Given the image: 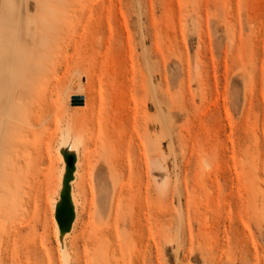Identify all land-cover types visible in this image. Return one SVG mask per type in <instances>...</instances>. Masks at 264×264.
<instances>
[{
  "label": "rangeland",
  "instance_id": "rangeland-1",
  "mask_svg": "<svg viewBox=\"0 0 264 264\" xmlns=\"http://www.w3.org/2000/svg\"><path fill=\"white\" fill-rule=\"evenodd\" d=\"M26 1L15 0L22 21ZM54 3L63 28L94 35L93 50L116 67L114 78H102L115 90L119 77L128 90L131 65L145 51L164 110L150 103L145 155L137 150L131 167L123 165L118 145L81 127L78 219L66 252L53 220L66 114L43 121L48 104L40 101L38 82L26 86L19 100L3 99L0 264H264V0H140L145 50L138 2ZM8 6L0 0V10ZM58 49L57 42L46 46L50 53ZM33 51L30 43L28 59ZM76 97H83L79 109L85 108L84 96L72 95L71 109ZM154 143L161 149L151 158L147 149Z\"/></svg>",
  "mask_w": 264,
  "mask_h": 264
},
{
  "label": "bare ground",
  "instance_id": "bare-ground-1",
  "mask_svg": "<svg viewBox=\"0 0 264 264\" xmlns=\"http://www.w3.org/2000/svg\"><path fill=\"white\" fill-rule=\"evenodd\" d=\"M7 1L9 6L0 10V103L5 98L8 101L9 99L19 100V95L24 88L26 89L30 86V83L35 85L36 82H38L43 85L44 89V93L40 96V101H46L48 104V107L43 109L41 113V118L44 119L43 121L45 122L51 114H54L56 119H58V115H62L63 112L66 114L63 119L66 121V126L65 128H60L62 140L59 150L64 163L60 175L59 193L54 200L53 220L56 227L57 237L62 243L64 250L67 252L66 240L73 232L78 219L79 195L77 186L83 162L78 143V134L80 133L81 127L84 125V127L96 129L98 136L103 137L105 143H108L109 145H118V147H120V155L123 165L127 164L130 167L135 166L132 162V158L137 159V150L144 155L146 151L143 143V136L146 135L147 131H149V127H151L152 118H149L151 113L148 116L150 103H154L158 111L161 113L164 110L163 104L157 94L156 86L154 84L153 72L149 60L150 58H148L145 51L142 55H137L138 60L136 67L131 65L126 85L128 90H126L124 88L125 86L121 84V77H119L118 82H114L113 84L116 88L115 90L108 81H102L105 74L108 77L114 78V70H116L114 64L112 66V64L107 62L109 60L107 55L100 56L93 50L94 35H91V32H71L59 24V16L54 14L55 11L53 12V9H55V0H34L36 6L35 13H32L31 11L33 4L30 0H27L25 21H22L21 10L15 0ZM134 1L138 2L136 12L139 18L137 29L140 28L139 43L145 50V28L142 23L143 16L140 0ZM126 29L128 30L127 26ZM127 37L128 41H130V36L128 35ZM101 38L104 39L103 36ZM107 39L109 40L110 36H108ZM53 42L60 44V49L51 53L47 52L46 46ZM30 43L33 44L34 53L33 56L28 59L26 57V51ZM20 45H22V47H20ZM129 57L131 59L132 55ZM22 76L25 77L24 82L19 83L18 80L22 79ZM84 78H86V80H84ZM26 83H28V85H26ZM34 85L33 88H35ZM102 85L105 87L104 90H102ZM141 94L144 96L143 105L141 104ZM72 95L84 96L85 106L83 107L85 108L79 109V107H81L79 103H83V97H76L74 99V103H76L74 106L76 108L72 110ZM108 96V102H110V105L107 108L105 100ZM47 97H50L49 99L51 101H49ZM14 105H16V103ZM183 105H185V103ZM21 115H23V111ZM21 115L19 114V119L22 120L23 116ZM164 117L161 116L162 129L164 133H166L167 124ZM157 119L154 120L156 121ZM156 122H158V120ZM46 123L48 124V122ZM64 124L65 123H63V125ZM43 127L44 125L42 128ZM158 136L160 137V134ZM151 146H147V150L149 152L148 155L152 158L153 153L160 151L161 147L158 144ZM106 149H108V147ZM112 150L110 149V151ZM68 155L74 156V164L72 167H70L65 161V157ZM152 161L154 162V160ZM160 163L162 175L166 182L168 178L166 163L163 160ZM135 207H138V205ZM132 212L134 213V211ZM138 229V226L134 222L133 231L135 234L138 232ZM133 238L136 245V238L132 237L131 239ZM131 243L133 244L132 241ZM66 264H69V262L66 261Z\"/></svg>",
  "mask_w": 264,
  "mask_h": 264
},
{
  "label": "water",
  "instance_id": "water-1",
  "mask_svg": "<svg viewBox=\"0 0 264 264\" xmlns=\"http://www.w3.org/2000/svg\"><path fill=\"white\" fill-rule=\"evenodd\" d=\"M67 160H68L69 166L72 167L73 164H74V156L73 155H68L67 156Z\"/></svg>",
  "mask_w": 264,
  "mask_h": 264
}]
</instances>
